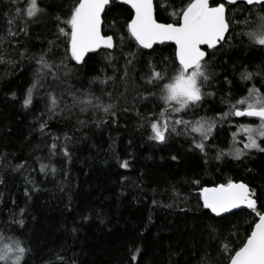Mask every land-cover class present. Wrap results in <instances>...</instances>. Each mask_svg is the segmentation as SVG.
Masks as SVG:
<instances>
[{"label": "trees", "instance_id": "16d2710c", "mask_svg": "<svg viewBox=\"0 0 264 264\" xmlns=\"http://www.w3.org/2000/svg\"><path fill=\"white\" fill-rule=\"evenodd\" d=\"M40 3L46 14L29 22L27 34L20 32L2 46L9 53L5 60L12 62L0 63V237L23 241L30 249L27 264H228L222 242L238 248L258 217L249 210L214 217L203 209L200 192L229 180L244 182L260 197L258 207L264 202V153L217 159L232 149L239 121L221 119V113L253 86L264 92L260 77L240 79L242 65L256 71L264 64V49L240 35L251 30L259 10L249 16L242 11L249 6L224 2L228 16L235 17L234 32L222 49L208 50L215 52L214 76L205 92L213 95H205L195 115L168 111L161 117L164 106L149 95L144 75L149 61L163 68L161 58L174 57V46L157 45L153 52L130 42L137 54L132 65L126 66L128 43L109 50L111 60L101 50L89 54L86 65H77L65 59L67 38L57 39L55 26V16L66 13L71 0ZM17 6L24 0H0V36ZM112 7L103 25L108 32L114 20L123 24L131 13L125 5ZM156 15L159 22H176L170 10L160 8ZM19 27L22 21L14 30ZM45 52L50 63L63 60L67 68L42 79L25 107L27 90L36 81V58ZM50 95L58 99L52 111ZM89 97V105L76 102ZM202 117L217 121L203 152L193 142H199V134L182 125L164 143L149 138L151 122L166 119L171 128L175 119ZM41 164L47 165L43 172Z\"/></svg>", "mask_w": 264, "mask_h": 264}, {"label": "snow or ice", "instance_id": "6c2138e0", "mask_svg": "<svg viewBox=\"0 0 264 264\" xmlns=\"http://www.w3.org/2000/svg\"><path fill=\"white\" fill-rule=\"evenodd\" d=\"M241 2L249 6L242 9L249 16L252 15L253 9L259 11L251 30L240 35L246 36L251 45L264 49V0H227L229 5H239ZM12 3L18 4L19 0H12ZM117 3L128 6L131 13L123 24L114 20L111 31H104L105 20L114 10L112 5ZM160 8L170 10L176 22H158L156 13ZM45 14L46 10L40 0H24L23 7L15 8V14L7 21L6 35L0 36V63L12 62L5 60V55L9 53L8 49L2 48L3 44L7 42L11 45L20 32L27 34L29 22H38ZM55 20L57 22L55 26L58 28L57 39L60 36L67 38L65 59H71L77 65H86L88 62L86 57L91 59L90 53L101 54V50H104L103 58L111 60L113 53L109 50H114L118 45L123 47L128 43L126 66H129L137 59V54L131 51L133 45L130 42H134V46L139 49L153 52L156 51L154 45H164L168 42L174 44V57H162L161 59L166 61L163 68L149 61L148 71L144 75L145 83L151 85L149 95L162 102L164 111L160 116L165 117L168 111L185 114L193 111L195 115L194 110L201 105L205 95H213L211 92H205L214 76L211 59L215 52L209 53L208 50L219 51L225 44L230 43L235 17L228 16V8L223 0L215 4L210 3V0H179V4L176 0H158L157 3H154V0H71L68 11L56 15ZM21 21L24 27H19L18 31L14 30V26H18ZM245 23H248V17H245ZM48 51H51V48ZM23 54L20 53L21 56ZM148 55L151 56L152 53L149 52ZM46 57L45 52L36 58L39 65L36 81L27 90L25 107L32 103L33 91L42 79L48 75L55 77L56 72L53 69L59 71L60 67L67 68L63 60L59 64L50 63ZM124 76H128L127 70ZM254 77L264 80V64L258 65L256 71H249L248 67L241 66L242 81H251ZM76 102L89 105L92 99L90 97L77 99ZM50 103V111L57 108V97L50 95ZM111 107L112 105L105 106L103 110L108 112ZM229 116L256 118L259 124H240L239 132L233 135L232 149L228 153H219L217 159L223 155H231L234 159L240 160L252 150L264 153V92L254 86L249 88L247 95L235 103H230L229 110L222 112L220 118L227 119ZM216 123L215 118L203 117L196 120L175 119L171 128L166 119L163 124L159 121L151 122L149 138L164 143L168 134L176 132V126L182 125L186 131L199 134V142L195 141V138L193 142L194 146L203 152L206 147L205 141L211 138ZM45 127L43 123L40 125L41 132ZM239 134L247 137L242 149L235 147L236 135ZM52 147L55 148V144ZM64 154L67 156V151ZM127 166V162L122 165ZM46 168L47 165L41 164L42 172ZM200 199L203 209L208 210L214 217L223 219L225 214L239 215L240 213L234 210L244 209L249 210V215L254 214L258 217L253 219L247 229L249 234L245 235L238 248L229 249L227 241L222 242V247L228 251L229 264H264V202L258 207L260 197L256 195L255 190L247 183L229 180L215 187H204L200 192ZM21 211L23 213V210ZM19 223L23 225V220L21 219ZM29 252L30 249L23 241L9 238L4 242L3 237H0V264H27L25 257Z\"/></svg>", "mask_w": 264, "mask_h": 264}, {"label": "rangeland", "instance_id": "374dc122", "mask_svg": "<svg viewBox=\"0 0 264 264\" xmlns=\"http://www.w3.org/2000/svg\"><path fill=\"white\" fill-rule=\"evenodd\" d=\"M251 120H253V119H251ZM240 124H253V125H257V124H259V120L256 123H253V122H250V120L247 119V118H246V120L243 117L240 118L239 121L236 123V127H235V130L233 132V135H234V133H238L239 132V125ZM246 142H247V137L245 135H243V134L236 135V143H235V147L236 148H241L242 149L244 143H246ZM253 151H255V150H252V152Z\"/></svg>", "mask_w": 264, "mask_h": 264}, {"label": "water", "instance_id": "95a60500", "mask_svg": "<svg viewBox=\"0 0 264 264\" xmlns=\"http://www.w3.org/2000/svg\"><path fill=\"white\" fill-rule=\"evenodd\" d=\"M215 2H220V0H210V3H215ZM223 2H226L227 3V0H223ZM154 3H155V0H154ZM119 4V3H118ZM241 4H242V2H241ZM126 6V5H125ZM128 7V6H127ZM159 22V21H158ZM158 46H161V45H159V44H157ZM157 45H154V47L155 46H157ZM165 45V44H164ZM166 45H172V46H174V44H172L171 42H168V43H166ZM202 47H204V46H202ZM174 48H175V46H174ZM210 50V49H209ZM90 54H93V53H90ZM237 118H240V117H237ZM236 183H239V182H236ZM213 187H215V186H213ZM250 187V186H249ZM244 210H247V209H244ZM239 211H241V210H234V212H239ZM226 215H228V214H225V216ZM229 264V263H228Z\"/></svg>", "mask_w": 264, "mask_h": 264}, {"label": "flooded vegetation", "instance_id": "af4514ba", "mask_svg": "<svg viewBox=\"0 0 264 264\" xmlns=\"http://www.w3.org/2000/svg\"><path fill=\"white\" fill-rule=\"evenodd\" d=\"M240 118H242V117H240ZM240 118H238V119H240ZM243 118H244V117H243ZM247 119H249V120H250V119H253V118H247ZM245 120H246V118H245Z\"/></svg>", "mask_w": 264, "mask_h": 264}, {"label": "bare ground", "instance_id": "6f19581e", "mask_svg": "<svg viewBox=\"0 0 264 264\" xmlns=\"http://www.w3.org/2000/svg\"><path fill=\"white\" fill-rule=\"evenodd\" d=\"M245 119V118H244Z\"/></svg>", "mask_w": 264, "mask_h": 264}]
</instances>
